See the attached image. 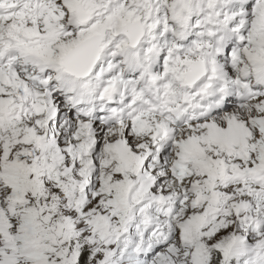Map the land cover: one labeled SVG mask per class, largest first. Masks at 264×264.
I'll return each mask as SVG.
<instances>
[{
	"label": "snow or ice",
	"instance_id": "1",
	"mask_svg": "<svg viewBox=\"0 0 264 264\" xmlns=\"http://www.w3.org/2000/svg\"><path fill=\"white\" fill-rule=\"evenodd\" d=\"M0 264H264V0H0Z\"/></svg>",
	"mask_w": 264,
	"mask_h": 264
}]
</instances>
